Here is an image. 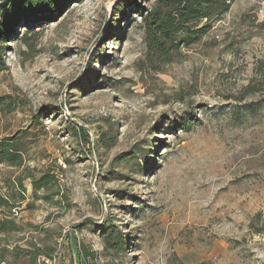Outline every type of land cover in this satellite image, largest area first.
Instances as JSON below:
<instances>
[{
	"label": "rangeland",
	"instance_id": "374dc122",
	"mask_svg": "<svg viewBox=\"0 0 264 264\" xmlns=\"http://www.w3.org/2000/svg\"><path fill=\"white\" fill-rule=\"evenodd\" d=\"M235 1L167 57L147 33L159 0H64L50 21L17 22L0 142L24 141V162L0 164V221L16 228L0 264H79L84 251L96 264H264V0ZM48 174L53 189L35 194ZM105 225L123 234L115 260Z\"/></svg>",
	"mask_w": 264,
	"mask_h": 264
},
{
	"label": "trees",
	"instance_id": "16d2710c",
	"mask_svg": "<svg viewBox=\"0 0 264 264\" xmlns=\"http://www.w3.org/2000/svg\"><path fill=\"white\" fill-rule=\"evenodd\" d=\"M64 0H0V72L9 69L5 62L6 44L13 39V28L18 21H22L26 26L35 23L50 21L61 10V3ZM77 2V1H76ZM235 0H159L161 11H155L147 17V33L150 34L151 45L161 56L167 57L171 52L178 50L177 41L179 36L188 37L187 39L200 38L207 34L208 25L200 29L194 28L197 24L221 18L227 13ZM0 99V106L3 104ZM81 131V129L79 128ZM75 135H78L77 133ZM86 141H89L88 139ZM103 141V140H102ZM24 141L17 139L12 142H0V164L5 162L13 167L22 166L24 162L23 147ZM140 151V149H138ZM141 152V151H140ZM136 150L127 156L124 161H133ZM56 179L52 175H44L39 179H33L34 193L45 191L50 192ZM22 183V181H20ZM57 194V193H56ZM49 201V196H43ZM3 205L9 202L2 199ZM14 223L9 219L0 221V236L16 231ZM101 238L106 245L107 257H113L124 252L123 234L118 227L113 225L103 226ZM37 255H44L52 258L51 251L39 249ZM34 257V259H35ZM79 264H96L97 254L88 251L81 252Z\"/></svg>",
	"mask_w": 264,
	"mask_h": 264
}]
</instances>
